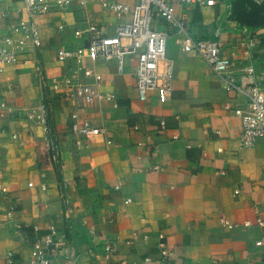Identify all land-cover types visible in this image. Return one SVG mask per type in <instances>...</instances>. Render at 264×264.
Wrapping results in <instances>:
<instances>
[{
    "label": "crops",
    "instance_id": "0c3cea01",
    "mask_svg": "<svg viewBox=\"0 0 264 264\" xmlns=\"http://www.w3.org/2000/svg\"><path fill=\"white\" fill-rule=\"evenodd\" d=\"M102 1L137 3L69 0L65 9L53 8L35 19L40 46H29L0 74V101L12 108L0 120V178L7 190L0 194V255L13 251L21 264H30L29 240L38 226L41 234L56 229L67 243L54 264H142L144 256L157 253L159 234L171 250L165 264H264V230L243 227L254 222L255 207L264 205V140L240 147L234 110L245 98L224 91L201 56L182 52L164 20L154 17L151 26L168 34L173 90L150 92L141 102L133 62L91 65L87 58L84 66L101 74L102 92L113 93L118 107L102 100L89 112L106 136L85 142L71 134L75 109L62 98L63 84L70 76L81 78L82 70L74 62L59 63L56 52L73 48V32L87 23L112 31L117 20ZM0 11L1 34L25 18L23 0H1ZM175 12L188 21L193 38H218L237 78L249 66L264 81V0H219L210 7L176 6ZM248 38L254 45L243 47ZM42 102L48 105L56 159L45 149L36 120ZM154 147L157 153L150 151ZM221 217L238 227H223ZM133 234L140 239L128 247ZM111 239L120 250L109 259L103 245Z\"/></svg>",
    "mask_w": 264,
    "mask_h": 264
},
{
    "label": "built area",
    "instance_id": "2783aa9c",
    "mask_svg": "<svg viewBox=\"0 0 264 264\" xmlns=\"http://www.w3.org/2000/svg\"><path fill=\"white\" fill-rule=\"evenodd\" d=\"M219 0H137L136 4H120L102 1L101 7L113 14L117 23L111 32H107L103 26L87 23L84 28L76 29L73 36L76 45L70 49H59L56 52V60L59 63L74 62L82 70V77L77 75L65 79L62 98L71 103L75 111L70 115L69 130L85 142L95 137L106 136L107 130L92 125L89 112L100 101L109 102L112 108L118 107L116 97L111 92H102L103 78L94 69L84 66L85 59L96 62L121 61L128 59L134 63L135 88L139 101L144 102L150 92L160 91L170 93L173 90V64L166 55L168 34L152 28L151 22L158 17L168 25L170 36L174 44L184 53H195L202 57L214 74L219 78L223 90L228 93H237L245 98V105L234 110V114L240 118L241 132L239 145L243 149L251 148L259 140H264V81L255 77L253 68L247 66L237 78L232 74L233 61L224 54L222 43L215 39L193 38L190 25L185 18L178 17L176 6L188 8L192 5L214 6ZM25 6V18L18 19L4 34L0 33V74L5 65H14L18 56L24 54L29 46H40V34L35 19L51 13L53 8L65 9L69 0H23ZM1 8V0H0ZM0 11V17H1ZM64 24L58 29L63 30ZM218 34V32H216ZM254 40L248 38L241 45L243 47L254 45ZM36 120L42 132L45 149L51 154L52 159L57 157L56 144L52 138L49 126L48 105L40 103L37 108ZM12 112V108L4 101H0V120L6 114ZM159 127L164 128V122H159ZM135 125L134 129L138 130ZM12 138H17L12 135ZM106 145H111L106 140ZM138 146H142L139 143ZM152 152L157 153L154 147ZM154 166L152 170H158ZM68 183V182H67ZM120 180L115 186L120 188ZM45 191L46 186L42 185ZM0 194H7V190L0 178ZM131 199L124 200L127 205ZM15 207L7 212V217L12 219ZM109 223L113 220L109 219ZM220 224L231 230L237 228V224L220 218ZM255 226L264 230V205L255 207L254 222H245L243 227ZM33 236L30 238V264H54L59 252L67 246L66 241L56 229H48L41 234L38 226H33ZM91 236L95 237V230H91ZM140 237L133 234L125 244L133 247ZM146 237H143L145 240ZM158 251L156 254H148L142 259V264L169 263L171 250L163 244L165 236L159 234ZM257 242L256 245H261ZM106 256L110 259L120 249L118 241L107 240L103 245ZM0 264H21L13 251H7L0 255Z\"/></svg>",
    "mask_w": 264,
    "mask_h": 264
},
{
    "label": "rangeland",
    "instance_id": "374dc122",
    "mask_svg": "<svg viewBox=\"0 0 264 264\" xmlns=\"http://www.w3.org/2000/svg\"><path fill=\"white\" fill-rule=\"evenodd\" d=\"M256 7V6H255ZM124 59H122L121 61H123ZM120 62V61H119Z\"/></svg>",
    "mask_w": 264,
    "mask_h": 264
}]
</instances>
